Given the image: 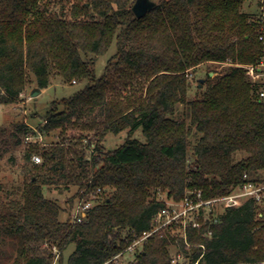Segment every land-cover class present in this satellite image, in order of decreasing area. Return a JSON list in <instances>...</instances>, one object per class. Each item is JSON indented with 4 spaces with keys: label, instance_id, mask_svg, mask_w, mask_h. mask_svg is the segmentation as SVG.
Returning a JSON list of instances; mask_svg holds the SVG:
<instances>
[{
    "label": "trees",
    "instance_id": "1",
    "mask_svg": "<svg viewBox=\"0 0 264 264\" xmlns=\"http://www.w3.org/2000/svg\"><path fill=\"white\" fill-rule=\"evenodd\" d=\"M134 1L0 0V105L16 103L34 81L41 89L56 77L88 81L51 102L39 129L57 131V141L25 142L21 182L0 186V235L15 239L10 264H53L71 243L68 264H114L151 230L163 193L180 201L196 188L209 199L234 191L244 174L262 177L264 84L246 68L264 59L257 14L243 11L246 0H157L136 18ZM114 39L116 53L97 78L95 61ZM204 63L227 66L206 74L190 99L189 71ZM138 128L144 142L131 138ZM29 131L24 121L0 126V155ZM122 132L127 139L104 150L105 138ZM71 187L84 201L100 189L79 223L43 193ZM257 212L248 200L212 213L200 229L187 228L190 246L152 234L132 264H171L170 247L189 264H264Z\"/></svg>",
    "mask_w": 264,
    "mask_h": 264
},
{
    "label": "rangeland",
    "instance_id": "2",
    "mask_svg": "<svg viewBox=\"0 0 264 264\" xmlns=\"http://www.w3.org/2000/svg\"><path fill=\"white\" fill-rule=\"evenodd\" d=\"M157 1V0H155ZM263 0H246L243 5V11L252 15L260 14L263 10ZM258 4V5H257ZM116 41H112L107 51L102 55L98 56L95 61L94 75L95 77H100L105 69L108 60L113 57L116 53ZM264 61V59L262 60ZM227 64L219 63H204L189 71V93L188 98H193L198 89L204 88L205 76L206 74L212 73L213 77L217 73L224 70ZM246 67H256L249 65ZM256 71V70H255ZM33 81L34 78L32 77ZM199 79L204 81L200 84ZM264 81V78L262 79ZM87 80H82L79 82L64 83L60 78L56 77L52 79L51 83L43 88L41 92L34 98L30 97L29 94L33 88L36 87L35 81L30 84L25 91L22 93L20 99L11 105L3 106L0 105V126H9L12 123L18 121H24L28 125L30 134L33 136H38L37 132H40V127L42 124V118L49 109V105L53 101H61L67 99L74 95L77 91L83 89L87 85ZM180 112L177 113L179 115ZM57 131L50 133L45 136L41 132L42 140L39 141L41 144H49L50 142L57 141ZM127 132H122L117 135L109 134L105 140L102 142L104 150L114 149L122 144L127 139ZM131 138H136L141 142L145 141V137L140 128L135 130L131 135ZM191 140L192 136H191ZM24 139L23 143L16 148L9 149L0 155V186L4 189H11L13 186L19 184L22 180L20 165L22 164V155L24 151ZM93 146V144H91ZM44 196L51 199L58 200L65 209V214H62V218L67 215L72 218L74 206L81 202V198L76 196V188L71 187L68 190H55V189H45L43 190ZM97 195L86 194V201H96ZM84 198V199H85ZM162 199H168L163 193L161 195ZM72 199V200H71ZM91 199V200H88ZM93 199V200H92ZM69 201L72 202V206L68 205ZM177 232V231H176ZM173 233V232H172ZM2 241H0V264H10L15 256V250L13 243L15 239L8 235H0ZM46 247V245H44ZM75 248L74 244H69L62 253L61 259L56 257L53 264H68V258ZM55 251V249H54ZM169 251L171 254L175 253V248L170 247ZM135 260V253L124 252L123 255L119 256L114 264H132Z\"/></svg>",
    "mask_w": 264,
    "mask_h": 264
},
{
    "label": "built area",
    "instance_id": "3",
    "mask_svg": "<svg viewBox=\"0 0 264 264\" xmlns=\"http://www.w3.org/2000/svg\"><path fill=\"white\" fill-rule=\"evenodd\" d=\"M263 10L256 17L260 19L262 23V34L259 36L260 40L264 41V0ZM247 74L253 82L260 81L264 78V61H262L256 67H246ZM256 70V71H255ZM260 97L264 98V89L260 92ZM38 136L33 134H27L24 137L25 142L32 140L40 141L42 136L40 132H37ZM92 148V145H91ZM32 160L36 163L41 162V158L37 155L32 156ZM100 192V189L93 193L94 195ZM252 200L258 208L256 219L260 223V227L264 232V171L262 177L259 180H251L247 174L243 175V183L239 185L234 191L227 195L204 199L202 191L196 188H189L186 190L184 197L180 201H174L171 199H164L165 206L162 207L152 218V228L148 232L136 239L130 244L125 252L135 253L139 250L143 241L149 236L155 233L170 234L171 236L181 237L187 246V228H201V219H207L213 213H220L225 208L237 207L244 202ZM92 206V201H84L77 203L74 206L72 221L82 222L86 216L88 209ZM177 231V232H176ZM173 232V233H172ZM210 234V233H209ZM201 258V256H200ZM171 264H189L186 262V253L175 249V253L171 255ZM264 263V261H263ZM192 264H200L199 259Z\"/></svg>",
    "mask_w": 264,
    "mask_h": 264
},
{
    "label": "water",
    "instance_id": "4",
    "mask_svg": "<svg viewBox=\"0 0 264 264\" xmlns=\"http://www.w3.org/2000/svg\"><path fill=\"white\" fill-rule=\"evenodd\" d=\"M155 7H156L155 0H135L131 10L136 18H142L148 12L152 11ZM210 76H212V73H210ZM203 81H204L203 79H199L200 84ZM41 90H42L41 88L36 86L31 90L29 96L34 98L41 92Z\"/></svg>",
    "mask_w": 264,
    "mask_h": 264
}]
</instances>
